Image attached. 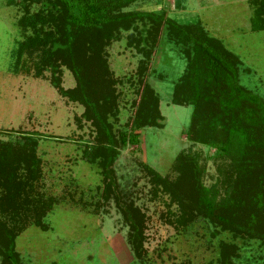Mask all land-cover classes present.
Listing matches in <instances>:
<instances>
[{
	"label": "trees",
	"instance_id": "trees-1",
	"mask_svg": "<svg viewBox=\"0 0 264 264\" xmlns=\"http://www.w3.org/2000/svg\"><path fill=\"white\" fill-rule=\"evenodd\" d=\"M139 1L4 0L20 12L13 73L46 79L60 97L82 107L74 121L79 128L86 122L91 137L81 156L97 167L100 201H113L127 227L132 256L140 260L146 216L118 190L113 164L120 149L138 144L141 129L161 125L158 96L147 77L161 38L176 46L184 68L172 84L170 103L191 106L185 138L213 150L215 179L203 183L204 163L190 149L176 154L170 175L139 165L150 199H166L160 218L174 229L201 219L213 228L211 236L227 232L231 240L217 242L215 263L236 264V239L257 240L264 247V100L239 84L238 57L198 21L179 23L162 8L127 9ZM182 1L174 0L178 8ZM248 4L250 31H264V0ZM121 32H127L125 46L139 59L130 115L115 130L118 79L108 67L106 47ZM63 69L71 74L72 87H62ZM36 145L32 133L0 140V264H20L16 236L27 224L47 229L43 218L56 201L38 190L42 172ZM100 201L92 207L98 209Z\"/></svg>",
	"mask_w": 264,
	"mask_h": 264
},
{
	"label": "rangeland",
	"instance_id": "rangeland-1",
	"mask_svg": "<svg viewBox=\"0 0 264 264\" xmlns=\"http://www.w3.org/2000/svg\"><path fill=\"white\" fill-rule=\"evenodd\" d=\"M142 0L127 9L162 8L179 23L198 21L239 59L238 81L264 100V31L252 32L248 0ZM31 5L30 10H36ZM14 6L0 0V140H13L19 133L37 137L40 159L38 190L54 198L43 218L47 229L27 224L15 238L20 264H216V244L230 241L227 232L210 235L213 228L197 219L185 228L174 229L161 218L164 196L150 199L149 185L140 168L143 162L160 174L170 175V166L181 150L199 153L204 163L203 183L215 179L213 150L185 138L191 106L170 103L172 84L182 73L184 59L177 47L161 38L150 63L147 81L158 96L162 116L159 127L141 129L136 146L119 150L113 164L118 190L146 216L145 256L134 259L127 243V227L113 201H100V175L94 164L81 156L91 137L90 127L74 121L82 107L60 97L46 79L15 74V48L20 38ZM106 47L109 69L118 79V114L113 128L120 129L130 115L134 97V70L139 59L125 46V35ZM48 78V73H44ZM71 74L63 69L61 85L72 87ZM212 156V157H211ZM98 188V190H97ZM100 201L98 209L92 207ZM171 209H175L171 206ZM236 264H264V247L257 240L236 239Z\"/></svg>",
	"mask_w": 264,
	"mask_h": 264
}]
</instances>
